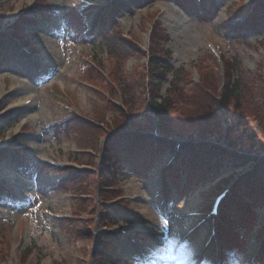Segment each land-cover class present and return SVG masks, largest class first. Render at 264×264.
<instances>
[{
    "label": "rangeland",
    "instance_id": "374dc122",
    "mask_svg": "<svg viewBox=\"0 0 264 264\" xmlns=\"http://www.w3.org/2000/svg\"><path fill=\"white\" fill-rule=\"evenodd\" d=\"M179 1L153 0L115 18L107 14L102 24L101 14L114 0H0V33L23 54L0 67V148L12 153L21 143L18 153L33 162L27 171L13 160L0 163V180L8 181L17 195L10 203L0 201V264H102L106 249L119 253L124 264L196 263L194 253L207 236V224L188 232L225 187L215 190L210 180H203L172 196L169 208L164 207L155 196L160 170L142 171L125 161L120 174L106 171L108 166L117 172L112 163L119 159L108 137L121 129L150 128L148 107L155 85L144 53L163 58L165 49L173 68L180 70L171 94V122L177 128L190 133L219 122L220 134L226 136L228 119L235 117L243 127L253 123L264 137V27L251 26L264 10V0ZM206 2L211 7L203 13ZM37 12L46 15L37 20ZM174 12H183L185 22ZM93 13L98 14L94 19ZM18 21L34 43L28 52L6 33ZM48 40L56 41L59 55ZM228 72L241 75L243 93L237 107L232 101L224 108L218 95ZM15 77L37 92V121L25 117L19 101L23 94L12 88ZM172 78L162 84L163 97ZM160 160L161 167L168 165L167 155H159L155 164ZM50 166L59 173L46 171ZM107 174L112 175L109 181ZM260 206H254L256 227L241 229L248 264L253 251L251 264H264ZM109 223L116 226L108 228ZM129 227L145 241L135 244L144 247V254L128 245V237L126 243L109 240L111 233ZM203 264H213L212 257Z\"/></svg>",
    "mask_w": 264,
    "mask_h": 264
},
{
    "label": "trees",
    "instance_id": "16d2710c",
    "mask_svg": "<svg viewBox=\"0 0 264 264\" xmlns=\"http://www.w3.org/2000/svg\"><path fill=\"white\" fill-rule=\"evenodd\" d=\"M153 0H114L113 6L108 11L101 14V23L104 24L106 15L110 14L117 17L119 13L130 11L132 8H140L146 4L151 3ZM179 1V0H177ZM189 4V0H180ZM179 1V2H180ZM205 5L204 10L205 11ZM207 12V11H205ZM201 13V11H200ZM264 10L257 15V20L251 22L254 30L264 27ZM21 22H17L15 26V33L23 37L26 43H32V37L22 31ZM166 55L162 58L160 54H154L150 58V66L148 67L149 74L152 77V83L155 85V94L151 98L152 111L158 119L157 125L163 133L167 134H188L189 140L183 145V152L185 153L184 168H186L188 183L187 186H198L203 180H212L222 168L228 167H242L250 164L252 161H258V155H264V137L258 135L257 128L253 123H248V126L243 127L240 123V118L228 119L230 131L225 137V142L222 144V136L220 134V124L209 125L200 127L196 132L186 133L185 129L177 128L172 120V112L174 105L172 103L171 94L173 89L177 87L179 81L180 70L174 69L171 62V53L165 49ZM9 61L8 54L5 50L0 49V64H5ZM172 75L171 80L172 88L166 90V95L163 97L160 94L162 84L167 80L168 76ZM241 75L237 78L233 74L226 73V81L222 92L220 93V106L226 107L232 101H235L234 107L238 106L239 97L243 93V87L240 81ZM213 120V119H212ZM127 121V119L125 120ZM149 125L153 127L152 122ZM128 126V125H126ZM125 126V127H126ZM211 128V129H210ZM97 130V129H95ZM98 131V130H97ZM184 131V132H183ZM196 134V136H195ZM110 150L114 154H118L117 163L113 162L112 165L117 164L118 171L112 170L108 166L106 171L112 174H120L123 170L122 163L127 161L130 166H141L142 171H148L151 166H154L156 158L161 155L170 156L174 151V144L162 139L159 144V149L152 150L153 138L146 135H130L122 136L120 134H111L109 137ZM215 138L217 144H212L209 139ZM125 148H127L125 150ZM232 149H241L242 153L232 151ZM250 153L257 156L253 157ZM150 155V156H149ZM156 156V158H153ZM11 159V156L5 150H0V160ZM122 159L121 164L119 160ZM121 161V160H120ZM29 163V162H28ZM177 162H174L166 172L167 177H174L175 180L180 172L177 167ZM121 168V169H120ZM120 169V170H119ZM211 173V174H210ZM111 174H107L105 178L109 179ZM112 179V178H111ZM229 179L226 181L228 182ZM168 187H173L168 182ZM187 189V188H186ZM1 191V188H0ZM2 194L6 192L2 189ZM264 203V156L260 162L253 168L252 171L240 176L235 183L233 196H229L223 204V224L220 225L224 236V246L227 253L231 248L240 246L241 251L244 249L242 245L238 244L240 238L238 237V228L243 226H251L255 221L254 206L256 204L262 205ZM116 256V254H115ZM118 256V255H117ZM102 264H111L118 261V258L105 257L102 254ZM234 264V262H228Z\"/></svg>",
    "mask_w": 264,
    "mask_h": 264
},
{
    "label": "bare ground",
    "instance_id": "6f19581e",
    "mask_svg": "<svg viewBox=\"0 0 264 264\" xmlns=\"http://www.w3.org/2000/svg\"><path fill=\"white\" fill-rule=\"evenodd\" d=\"M20 11H21V7L18 6L16 14L20 13ZM16 14H14V15H16ZM174 14L178 16V18L180 19L179 20L180 22H185V20L187 19V16L183 12H174ZM169 21L172 25L175 22V21L173 22L172 19H170ZM55 42L56 41H54V40H48L47 44L52 47L51 48L52 51H55V53H57V55H59L60 52L56 50L57 49L56 47H54ZM53 49H55V50H53ZM14 81L17 85L13 86L12 88L15 91L19 90L23 94L19 101H20V105L22 107H24L25 117H32L35 121H37V119H38V111L36 110V99H37V95H38L37 92H35L29 85L24 83V81H21L18 77H15ZM2 92H4V89H1V94H2ZM34 146L39 149L41 144H39V145L34 144ZM169 232H171V233H169L168 235L169 236L172 235V231H169Z\"/></svg>",
    "mask_w": 264,
    "mask_h": 264
}]
</instances>
